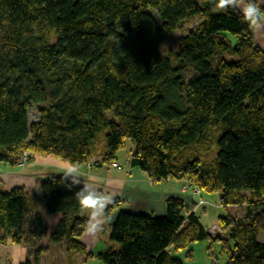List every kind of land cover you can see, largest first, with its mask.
Here are the masks:
<instances>
[{
	"label": "trees",
	"instance_id": "16d2710c",
	"mask_svg": "<svg viewBox=\"0 0 264 264\" xmlns=\"http://www.w3.org/2000/svg\"><path fill=\"white\" fill-rule=\"evenodd\" d=\"M214 7L213 0H0V163L43 156L120 168L117 152L129 140V166L154 183L185 181L218 194L222 208L243 207L241 216H218L222 239L204 228L195 201L170 196L158 217L120 208L115 198L106 209L111 224L100 231L109 244L87 253L81 185L63 173L40 180L43 213L61 216L47 230L35 196L0 180V245L25 246L19 264H39L44 240L64 243L66 264L77 254L103 264H189L180 253L190 258L189 246L203 240L209 249L221 244L224 264H264V49L239 12ZM180 28L176 47L163 53Z\"/></svg>",
	"mask_w": 264,
	"mask_h": 264
},
{
	"label": "crops",
	"instance_id": "0c3cea01",
	"mask_svg": "<svg viewBox=\"0 0 264 264\" xmlns=\"http://www.w3.org/2000/svg\"><path fill=\"white\" fill-rule=\"evenodd\" d=\"M261 33L263 34L261 35ZM254 36L256 44L264 49V27L258 29V31L255 30ZM54 161L57 163L56 166L64 172L68 164L61 162L58 159ZM76 168L78 169L79 180L82 184L94 185L100 192L109 195L111 200L119 198L122 201L120 208H131L134 209V211H141L162 217L165 215V200L168 197L179 196L182 197L186 203H191L196 200L190 192L182 189L184 181L168 180L154 183L144 172L135 167H130L127 171L124 170L125 174L120 173L113 177L104 176L101 172V168L92 169L88 164ZM18 171L26 172H24V175H18L16 174ZM34 171L36 170L30 168V163L23 167L16 166L11 167L10 169H0V172L4 174L3 179L7 181L9 178L11 186L14 184L21 185L22 183H26L27 185L34 184L36 179L41 177L39 173H44L47 176L59 174L49 170V168L46 169L43 167L42 170L37 171V175ZM27 173L29 174L27 175ZM44 174L41 175L43 176ZM116 211L114 212V215ZM114 215L112 217H114ZM43 216H56L55 221L61 217L60 214H45ZM100 233L102 232L99 231L90 237L86 236L85 233L83 234L81 242L85 245L86 252L102 251L106 248L105 245L109 244L108 236L103 235V238L100 239ZM101 243L104 244L103 249L95 250L96 245L98 246ZM26 257H28V250L25 246L13 244L11 242H8L5 245H0V264H19L24 261ZM42 262L43 261L40 259L39 264H46ZM101 264L103 263L101 262Z\"/></svg>",
	"mask_w": 264,
	"mask_h": 264
},
{
	"label": "rangeland",
	"instance_id": "374dc122",
	"mask_svg": "<svg viewBox=\"0 0 264 264\" xmlns=\"http://www.w3.org/2000/svg\"><path fill=\"white\" fill-rule=\"evenodd\" d=\"M192 20L188 21L186 25H190ZM193 22H195V19H193ZM258 31V30H257ZM185 31L183 29H178L173 35L168 36L164 42L162 43L160 50L163 53H166L167 50L169 49H174L177 44V40L179 35L183 34ZM261 32V31H260ZM263 33H261L262 35ZM255 38V37H254ZM256 43V42H255ZM34 110H30V115L29 119L33 120L34 118ZM132 148V143L127 140L125 147L120 149L117 152V161L120 165V168H114L111 167L108 164H105L104 166L101 167V172L104 176L106 177H113L116 176L117 174L123 173L125 174V171H127L130 166H129V157H130V150ZM28 156V153L26 154ZM56 160L55 158L52 157H43V156H35L32 161H24L19 167H23L30 163V168L34 171V173L37 175V171L42 170L43 168H46L51 171H54L56 173H63L62 169H59L55 163ZM23 161V160H22ZM5 166V167H4ZM55 166V167H54ZM54 167V168H53ZM57 167V168H56ZM10 165L8 164H3L0 163V169H10ZM53 168V169H52ZM30 170V169H29ZM125 170V171H124ZM24 172L26 171H18L16 174L18 175H24ZM29 173H27L28 175ZM44 173H39L41 177H38L34 184H29L27 185L26 183L20 184H14L13 186H23L25 187L30 194L35 196L36 201L38 202V210L41 211V214L45 215L43 213V209L41 206H39L40 203V197H39V192H38V184L41 179H45L47 175H41ZM38 175V176H39ZM4 174L0 172V180L4 183V186L6 188H11L13 186L10 185L9 178L6 180L3 179ZM49 177V176H47ZM14 182V181H13ZM184 185L182 186V189L184 191L190 192L195 198V202H197L194 205V211L198 214L200 217V221L204 228L214 237H219L224 239L227 236V233L221 232L218 229V216L224 215L226 212L231 213L234 216H241L243 214V207L241 206H229L227 208H222L219 205L218 202V194H206V193H199L195 188L190 187L185 181L183 183ZM11 187H9V186ZM131 210V208H128ZM56 216H51V217H44V223L46 226V229L49 230L51 228H54L55 224L58 222L56 220ZM109 224H111L109 221L105 223V227H109ZM106 229V228H105ZM109 230V229H108ZM104 236H107V232L100 233V239L103 238ZM43 254L41 256V260L46 263V264H66V258L68 254V248L64 246V243H51L48 240L43 241ZM104 244L101 243L100 245H96L95 250H101L103 249ZM221 244L214 242L212 244V247L209 249L210 243L208 240H203L200 242L193 243L189 246L190 249H192V256L188 259H186L184 252H181L179 257L184 259L186 262L189 264H224L226 260V255L224 252L221 251ZM107 247V245H105ZM100 247V248H99ZM88 253V252H87ZM96 253V252H94ZM74 261L76 264H101V261L96 258V257H88L85 256L84 254H77L74 257ZM42 262V263H43ZM40 263V261H39Z\"/></svg>",
	"mask_w": 264,
	"mask_h": 264
},
{
	"label": "clouds",
	"instance_id": "9594fccd",
	"mask_svg": "<svg viewBox=\"0 0 264 264\" xmlns=\"http://www.w3.org/2000/svg\"><path fill=\"white\" fill-rule=\"evenodd\" d=\"M214 11L227 12L235 9L239 12L242 22L252 30L264 27V0H213ZM65 178H69L73 185H81L76 193L80 210L86 215L88 224L85 230L90 237L101 231L109 219L106 209L111 203V197L100 192L92 184H82L79 180L78 169L69 164L63 172Z\"/></svg>",
	"mask_w": 264,
	"mask_h": 264
},
{
	"label": "built area",
	"instance_id": "2783aa9c",
	"mask_svg": "<svg viewBox=\"0 0 264 264\" xmlns=\"http://www.w3.org/2000/svg\"><path fill=\"white\" fill-rule=\"evenodd\" d=\"M25 159H26V158L24 157V160H25ZM113 165H114V166H116V164H115V163H114ZM197 191H198V190H197Z\"/></svg>",
	"mask_w": 264,
	"mask_h": 264
}]
</instances>
